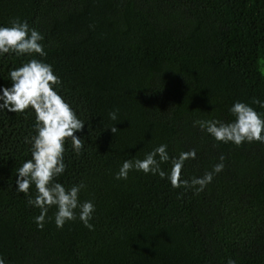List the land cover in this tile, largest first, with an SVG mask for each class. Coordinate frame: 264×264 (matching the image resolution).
<instances>
[{"label": "trees", "instance_id": "trees-1", "mask_svg": "<svg viewBox=\"0 0 264 264\" xmlns=\"http://www.w3.org/2000/svg\"><path fill=\"white\" fill-rule=\"evenodd\" d=\"M12 17L44 35L43 59L86 123L76 133L82 152L66 145L57 179L65 187L83 180L80 198L96 212L92 231L78 219L36 227L39 210L15 190L34 115L0 112V256L9 264H225L229 256L264 264V144L217 143L193 127L231 120L236 100L264 112L252 104L264 99V0H0V25ZM26 59L0 56V86ZM160 143L173 156L196 148L187 178L220 154L225 168L199 194L142 172L113 178L124 159Z\"/></svg>", "mask_w": 264, "mask_h": 264}, {"label": "clouds", "instance_id": "clouds-1", "mask_svg": "<svg viewBox=\"0 0 264 264\" xmlns=\"http://www.w3.org/2000/svg\"><path fill=\"white\" fill-rule=\"evenodd\" d=\"M44 39L39 30L20 17L9 18L7 25H0V56L28 57L19 66L9 68L11 84L0 86V112L24 114L28 110L27 114L34 115L33 134L24 137V143L29 145L30 158L15 168V190L24 194L27 206L39 210L32 218L38 229H43L49 220L57 229H63L65 224L78 219L92 231L96 205L92 199L80 198L86 188L85 182L81 180L65 187L57 179L68 167L66 145L76 155L82 152L84 138L76 133L82 132L86 123L62 94V81L53 65L43 59L47 56ZM252 104L264 108V99L253 98ZM118 111L110 110L108 118L116 121ZM228 111L232 119L227 122L216 118L196 119L193 127H198L217 143H231L237 147L252 142L264 144V112H258L242 100L234 101ZM115 125L107 129L114 135L119 131ZM196 156V148L170 155L168 144L160 143L145 152L143 158L124 159L113 178L127 180L130 172H142L166 180L172 188L199 194L224 170L226 158L220 154L210 170L187 178L183 175L186 162ZM164 164H170V167L165 170ZM53 207L55 211L49 216V209ZM0 264H9V261L0 256ZM225 264H237V260L229 256Z\"/></svg>", "mask_w": 264, "mask_h": 264}]
</instances>
